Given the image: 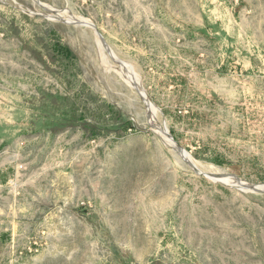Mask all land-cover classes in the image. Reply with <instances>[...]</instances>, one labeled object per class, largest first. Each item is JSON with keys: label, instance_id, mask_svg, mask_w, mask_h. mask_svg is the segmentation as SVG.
<instances>
[{"label": "rangeland", "instance_id": "obj_1", "mask_svg": "<svg viewBox=\"0 0 264 264\" xmlns=\"http://www.w3.org/2000/svg\"><path fill=\"white\" fill-rule=\"evenodd\" d=\"M249 187L264 0H0V264H264Z\"/></svg>", "mask_w": 264, "mask_h": 264}, {"label": "bare ground", "instance_id": "obj_2", "mask_svg": "<svg viewBox=\"0 0 264 264\" xmlns=\"http://www.w3.org/2000/svg\"><path fill=\"white\" fill-rule=\"evenodd\" d=\"M79 20H80L81 22H83L84 25L90 26L92 29L95 30V28L92 26V24L90 23V21H89L88 19H85V18H79ZM95 32H96V30H95ZM96 36H97L98 41H100V36H99L97 33H96ZM99 43H101V42H99ZM133 79H134V78H133ZM136 81H137V80H135V82H136ZM137 83H138V82H137ZM137 83H136V84H137ZM138 88H140V86H139ZM145 97H146V96H145ZM146 98H147V97H146ZM147 100H148V99H147ZM163 132H164V134L166 135V137L169 139V141H170L173 145H175V147L179 150L180 153H182V154L185 155L186 157L190 158L187 152H185L182 148H179L178 145L176 146L174 140L171 139V137L169 136V133H168L166 130L163 129ZM236 184H237V183H236ZM246 186H247V185H246ZM249 188H250V187H249ZM254 189H255V188H254Z\"/></svg>", "mask_w": 264, "mask_h": 264}, {"label": "trees", "instance_id": "obj_3", "mask_svg": "<svg viewBox=\"0 0 264 264\" xmlns=\"http://www.w3.org/2000/svg\"><path fill=\"white\" fill-rule=\"evenodd\" d=\"M54 45L61 50L60 52L64 54L66 59H70L72 57V52L67 46L62 45L59 41L55 42Z\"/></svg>", "mask_w": 264, "mask_h": 264}, {"label": "water", "instance_id": "obj_4", "mask_svg": "<svg viewBox=\"0 0 264 264\" xmlns=\"http://www.w3.org/2000/svg\"><path fill=\"white\" fill-rule=\"evenodd\" d=\"M37 2V1H36ZM40 4V3H39ZM41 5V4H40ZM59 20V19H58ZM92 26L95 28V30H96V33L100 36V37H102L101 35H100V33L97 31V29H96V27L94 26V24L92 23ZM104 41V40H103ZM104 43H105V41H104ZM139 84H140V82H139ZM140 88H141V90H142V93H143V95L144 96H146L147 98H148V96H147V94H146V92H145V90L143 89V87L141 86V84H140ZM165 130L169 133V131L165 128ZM169 136H170V133H169ZM171 138H172V136H171ZM179 146V145H178ZM179 148H181L180 146H179ZM244 189H248V190H253V191H264V190H261V189H252V188H244Z\"/></svg>", "mask_w": 264, "mask_h": 264}]
</instances>
